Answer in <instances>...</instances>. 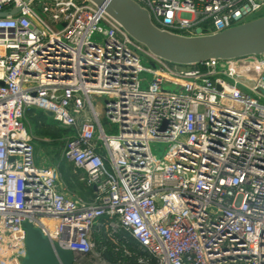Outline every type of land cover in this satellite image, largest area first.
<instances>
[{
	"label": "built area",
	"instance_id": "obj_1",
	"mask_svg": "<svg viewBox=\"0 0 264 264\" xmlns=\"http://www.w3.org/2000/svg\"><path fill=\"white\" fill-rule=\"evenodd\" d=\"M130 1L181 36L228 30L264 8ZM12 8L0 17V264L24 257L23 221L73 264H97L88 235L103 216L154 264H264V50L175 63L91 0H0V11ZM94 97L116 133L104 131ZM29 108L71 130L61 156L89 200L67 190L56 165L34 161ZM151 143L164 144L159 159Z\"/></svg>",
	"mask_w": 264,
	"mask_h": 264
},
{
	"label": "water",
	"instance_id": "obj_2",
	"mask_svg": "<svg viewBox=\"0 0 264 264\" xmlns=\"http://www.w3.org/2000/svg\"><path fill=\"white\" fill-rule=\"evenodd\" d=\"M91 1L103 6L132 37L151 52L171 62L197 63L210 57L228 58L264 50V15L218 33L181 36L155 28L145 12L130 0ZM16 10L0 11V17ZM43 113L51 115L47 110ZM22 227L25 231L24 257L20 264H73L68 249L50 241L28 221H23Z\"/></svg>",
	"mask_w": 264,
	"mask_h": 264
},
{
	"label": "trees",
	"instance_id": "obj_3",
	"mask_svg": "<svg viewBox=\"0 0 264 264\" xmlns=\"http://www.w3.org/2000/svg\"><path fill=\"white\" fill-rule=\"evenodd\" d=\"M26 113L29 118L33 120L35 128L39 130H37L36 133L44 134L46 136L52 135V133L48 130L44 133L40 131V126H44L46 121L44 120L46 115L41 110L29 108ZM50 121V123L54 124L52 119ZM55 130L59 135L62 133L68 134L71 131L68 128L61 127H57ZM58 166L62 183L66 186V188L73 191V182L80 180L78 176L79 170H74L72 164L63 158L59 161ZM83 186L86 189V194L90 195L87 199H83L89 200L92 196V188L85 186L84 184ZM78 194L83 196L82 193L78 192ZM106 221L107 219L104 216L98 218L97 224L92 226L88 235L89 239L93 243V251L98 254L102 261L107 264H154L153 257L140 247L126 231L120 227L110 231L108 228H105Z\"/></svg>",
	"mask_w": 264,
	"mask_h": 264
},
{
	"label": "rangeland",
	"instance_id": "obj_4",
	"mask_svg": "<svg viewBox=\"0 0 264 264\" xmlns=\"http://www.w3.org/2000/svg\"><path fill=\"white\" fill-rule=\"evenodd\" d=\"M264 15V8L260 9L257 12H254L248 16L245 17V20L252 19V18H257ZM48 24L52 28H56V25H54L51 21L47 20ZM252 56H248V58H251ZM142 64H144L143 61H141ZM162 89L164 90H174L176 89L174 85L170 83H163L162 84ZM92 103L98 112V116L100 119V123L106 133L114 134L117 132V125L115 124H108L107 120H105L103 116V112L101 111V106H102V100L97 99V98H92ZM36 109V108H34ZM38 110V109H36ZM45 123L44 126H40V131L44 133L46 130L50 131L52 133L51 136H46L44 134H39L36 133L38 129L35 128L33 120L29 118L27 113L25 114L23 124L25 126L26 133L30 136L31 141H32V156L34 161H41V163H47V164H52L55 165L58 163L62 156L61 152L64 148L65 145V140L66 136L69 134H57L56 124L54 125L53 123H50L51 117L50 116H45L44 117ZM43 127V128H42ZM48 127V128H46ZM46 128V129H45ZM39 131V130H38ZM56 133V134H55ZM151 152L155 159H159L162 156L163 153V143H151ZM83 199V198H82ZM92 262L97 263V264H103V261L99 258V256L95 253H92Z\"/></svg>",
	"mask_w": 264,
	"mask_h": 264
},
{
	"label": "crops",
	"instance_id": "obj_5",
	"mask_svg": "<svg viewBox=\"0 0 264 264\" xmlns=\"http://www.w3.org/2000/svg\"><path fill=\"white\" fill-rule=\"evenodd\" d=\"M253 19H255V18H252V19H248L247 21H250V20H253ZM36 163H38V164H41V161L39 162V161H35ZM56 166H57V168H58V173H59V162L58 163H56L55 164ZM72 173V172H71ZM59 176H60V173H59ZM78 176H79V173H78ZM61 179V178H60ZM62 181V180H61ZM77 182H73L74 183V189H75V191H74V189H73V191H71V190H69L68 188H67V190L68 191H70L71 193H75L76 195H78L79 197H81V198H84V199H87L90 195H87L86 194V189L84 188V186H83V182L82 181H80V180H76ZM85 185V184H84ZM86 186V185H85ZM66 187V186H65ZM78 192L79 193H82V195L83 196H81L80 194H78Z\"/></svg>",
	"mask_w": 264,
	"mask_h": 264
}]
</instances>
